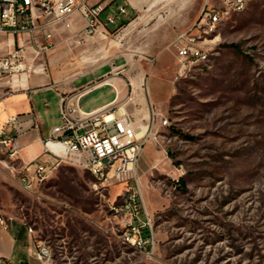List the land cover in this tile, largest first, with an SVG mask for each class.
I'll return each instance as SVG.
<instances>
[{
  "label": "rangeland",
  "instance_id": "obj_1",
  "mask_svg": "<svg viewBox=\"0 0 264 264\" xmlns=\"http://www.w3.org/2000/svg\"><path fill=\"white\" fill-rule=\"evenodd\" d=\"M163 1L108 38L79 32L57 70L72 78L116 60L104 80L121 79L122 96L131 82L134 98L121 113L144 127L147 84L163 101L153 105L168 125L148 127L135 177L100 182L62 163L29 193L0 168V215L32 230L31 264H264V0L207 40L188 31L216 0ZM185 27L206 57H190L180 70L173 42ZM112 95L104 87L80 107L89 111ZM61 124L59 115L50 126ZM128 194L135 211L125 207ZM38 246L48 248L46 258L37 257Z\"/></svg>",
  "mask_w": 264,
  "mask_h": 264
},
{
  "label": "built area",
  "instance_id": "obj_2",
  "mask_svg": "<svg viewBox=\"0 0 264 264\" xmlns=\"http://www.w3.org/2000/svg\"><path fill=\"white\" fill-rule=\"evenodd\" d=\"M245 1L216 0L212 4H217L218 13H225L230 19L233 7ZM218 13H211L210 3H205L188 32L194 28L207 40L208 36L216 32L211 30V22H216ZM129 14V8L125 4L113 8L112 4H90L87 0H0V32L28 34L35 57L40 58L55 47L51 28L65 23L68 18L75 15L82 18V32L85 36L108 37L125 24ZM188 32L181 34L173 42L180 70L190 57H206L201 50L194 47L195 36H189ZM24 71L29 69L26 67V55L21 48L0 57V78ZM91 89L93 86L88 85L61 97L62 124L55 126L50 137L44 140V152L28 163L17 164L20 149L18 118L10 117L6 121L5 126L10 127V131H6L5 126L0 127V168L8 170L10 177L16 178L25 192H33L62 163L82 168L100 182L125 181L131 176L135 177L148 136V127H154L159 122L163 126L168 125L167 118L161 122V113L152 103L146 127L140 124L143 120L134 118V114H119L121 106L84 111L80 107V98ZM140 133L142 134L139 135ZM134 197L129 194L125 196V207L132 211L137 209ZM0 225H7V220L2 216ZM38 249L39 259L48 256V248L38 246Z\"/></svg>",
  "mask_w": 264,
  "mask_h": 264
},
{
  "label": "crops",
  "instance_id": "obj_3",
  "mask_svg": "<svg viewBox=\"0 0 264 264\" xmlns=\"http://www.w3.org/2000/svg\"><path fill=\"white\" fill-rule=\"evenodd\" d=\"M87 1L90 4H112L113 8L117 5H127L130 14L126 18L125 23L130 22L131 16L137 12L144 9H155L164 2L163 0ZM162 18L164 19V15H162ZM135 21H131L129 26ZM83 26L82 18L79 15L68 18L63 24L53 26L51 31L55 47L40 58L35 57L32 42L28 34L14 35L0 32V57L21 48L26 55V67L29 69V71L10 74L0 78V127L5 126L8 118H18V141L20 146L17 160L18 165L34 160L44 152V140L50 137L51 131L55 126H59H50V124H53L60 115V100L64 94L79 90L88 85L93 86V89L80 98L81 102L97 90L110 87L113 90V95L96 102L94 107L88 112L113 105H122L121 109H123L134 98L131 82L132 89L129 91V84L126 83L127 93L122 96L125 89L122 86L121 79L111 77L108 81L104 80V77L111 74L114 69L113 65H116V60L113 63H103L72 78L68 77L67 72L64 75L58 76L57 70L68 51L67 47L77 42L75 41V37L79 32H82ZM186 30V27L180 29L176 35L180 36ZM104 67H109L108 72L104 73L102 77L97 78V70ZM160 68L162 69L161 66ZM78 79H85L86 81L82 85H76ZM101 79L103 81H99ZM141 89L145 92L144 87H141ZM147 91L152 104L158 105L163 102L152 98L148 84ZM146 105L148 112H150L149 104L146 103ZM5 129L6 131H10V127L5 126ZM34 247L30 239L28 227L22 221H7L6 226L0 225V264H31Z\"/></svg>",
  "mask_w": 264,
  "mask_h": 264
},
{
  "label": "bare ground",
  "instance_id": "obj_4",
  "mask_svg": "<svg viewBox=\"0 0 264 264\" xmlns=\"http://www.w3.org/2000/svg\"><path fill=\"white\" fill-rule=\"evenodd\" d=\"M252 0H246L244 3H242L241 5H238L237 7H233L232 9V15L240 13L242 11H244L246 9V7L248 6V4L251 2ZM210 12L211 13H218V5L217 4H210ZM229 17H227L225 15V13H218L217 15V20L216 22H211V30H217V28L223 23L225 22ZM122 111L119 112V114Z\"/></svg>",
  "mask_w": 264,
  "mask_h": 264
}]
</instances>
